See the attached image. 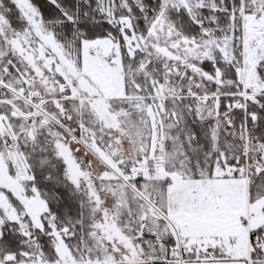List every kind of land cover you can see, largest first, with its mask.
Returning <instances> with one entry per match:
<instances>
[{
	"label": "snow or ice",
	"instance_id": "obj_1",
	"mask_svg": "<svg viewBox=\"0 0 264 264\" xmlns=\"http://www.w3.org/2000/svg\"><path fill=\"white\" fill-rule=\"evenodd\" d=\"M0 264H264V0H0Z\"/></svg>",
	"mask_w": 264,
	"mask_h": 264
}]
</instances>
